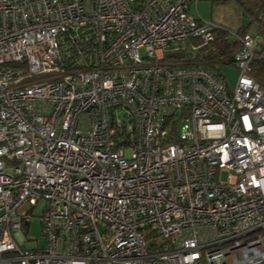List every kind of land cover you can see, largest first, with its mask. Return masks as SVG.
I'll list each match as a JSON object with an SVG mask.
<instances>
[{
    "label": "built area",
    "instance_id": "1",
    "mask_svg": "<svg viewBox=\"0 0 264 264\" xmlns=\"http://www.w3.org/2000/svg\"><path fill=\"white\" fill-rule=\"evenodd\" d=\"M198 1L0 0V264H264L259 38L187 65Z\"/></svg>",
    "mask_w": 264,
    "mask_h": 264
},
{
    "label": "trees",
    "instance_id": "2",
    "mask_svg": "<svg viewBox=\"0 0 264 264\" xmlns=\"http://www.w3.org/2000/svg\"><path fill=\"white\" fill-rule=\"evenodd\" d=\"M211 2L222 0H210ZM241 8V22L235 29L236 36H231L232 29H216L213 40L201 46L192 58H186L187 65H201L217 70L220 65H233L235 53L240 48L238 37L248 32L252 25L254 31L264 38V0H237ZM250 75L264 87V39L258 43L251 63Z\"/></svg>",
    "mask_w": 264,
    "mask_h": 264
},
{
    "label": "rangeland",
    "instance_id": "3",
    "mask_svg": "<svg viewBox=\"0 0 264 264\" xmlns=\"http://www.w3.org/2000/svg\"><path fill=\"white\" fill-rule=\"evenodd\" d=\"M191 11L201 19L210 20L232 30H235L242 21L241 8L237 0H222L216 2L199 0L196 4V10L194 6H192ZM249 30L250 32H254V25H252ZM216 71L223 77L230 88L234 87L239 74L238 69L234 65H220ZM46 205L47 201L41 198L38 200L36 206L32 208L31 215L33 219L29 226H24L25 230L28 231V241L23 243L24 247H33L35 244H43L39 216L42 214Z\"/></svg>",
    "mask_w": 264,
    "mask_h": 264
},
{
    "label": "crops",
    "instance_id": "4",
    "mask_svg": "<svg viewBox=\"0 0 264 264\" xmlns=\"http://www.w3.org/2000/svg\"><path fill=\"white\" fill-rule=\"evenodd\" d=\"M248 32H250V30H248ZM251 34H253V35H256V36H258V38H259V42H260V40L262 39V37H260L257 33H255V31L254 32H250ZM217 72V71H216ZM218 73V72H217ZM219 74V73H218Z\"/></svg>",
    "mask_w": 264,
    "mask_h": 264
}]
</instances>
